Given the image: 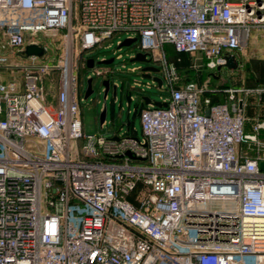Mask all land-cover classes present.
<instances>
[{"label": "built area", "instance_id": "1", "mask_svg": "<svg viewBox=\"0 0 264 264\" xmlns=\"http://www.w3.org/2000/svg\"><path fill=\"white\" fill-rule=\"evenodd\" d=\"M65 26L71 46L54 61L42 44L23 54L37 32ZM252 29L264 31V0H0V67L22 73V90L0 78V264H264V82L236 79ZM121 31L162 79L166 105L138 108L142 138L130 124L83 129L79 63ZM166 43L224 83L185 81ZM143 85L131 82V99Z\"/></svg>", "mask_w": 264, "mask_h": 264}, {"label": "rangeland", "instance_id": "2", "mask_svg": "<svg viewBox=\"0 0 264 264\" xmlns=\"http://www.w3.org/2000/svg\"><path fill=\"white\" fill-rule=\"evenodd\" d=\"M16 15L20 16L25 21H42V9L22 10L14 9ZM7 12V10L5 11ZM69 32V27H61L58 29L41 30L36 33L34 39H37L40 44L46 46L47 54L50 61H54L56 56L63 49L66 43V34ZM128 32L121 31L113 35L112 38L102 42L96 47L86 50L85 53L95 57V60L102 58L114 57L112 64L116 71L109 74L110 87L106 94H104V86L101 83L103 77L98 75H91V68L86 66L84 59L79 63L78 81H79V96L80 109L83 123V129L86 132H95L103 134L104 136H112L116 132L125 131L127 124L131 125L130 134H136L142 138V131L140 119L138 115V98L141 95H147L152 99H158L162 95L163 89L160 88L156 81H152L150 77L142 76L140 70L131 71L132 67H141L145 65L142 61H131V53H135L133 44L128 46L118 47V41L126 37ZM27 39L31 37L27 36ZM45 50V51H46ZM120 52L121 56L116 57V53ZM75 57L78 54L74 52ZM169 53L167 52V55ZM168 59L177 63V57L171 55ZM183 61H188L192 65L190 56L183 55ZM240 69L237 71L236 79L238 82L243 80L246 84H253L254 82H264V31L262 29H252L250 32L247 45L243 48V55L241 58ZM83 63V64H82ZM104 67L103 63H96ZM18 69V68H17ZM160 76L159 72H152ZM241 74V78H240ZM92 76L93 91L87 96H84L86 81L89 76ZM134 79H139L142 82H150V87H142L143 90H133L132 99L128 103L126 92L129 90V85ZM48 82H57L58 72L51 73L45 78ZM118 82L115 94H113V84ZM105 106L104 124L101 125L99 121V113ZM137 108V109H136ZM254 106L251 104L246 108L247 115L254 114ZM121 127V128H120Z\"/></svg>", "mask_w": 264, "mask_h": 264}, {"label": "water", "instance_id": "3", "mask_svg": "<svg viewBox=\"0 0 264 264\" xmlns=\"http://www.w3.org/2000/svg\"><path fill=\"white\" fill-rule=\"evenodd\" d=\"M136 37H124L120 42H118L117 46H128L131 45L135 41ZM23 54L25 55H31V54H36V55H41L44 52V47L41 44L35 43V42H28L25 44L23 48ZM146 52L142 51H135V53L130 56L131 61H142L145 62L146 64L140 67V70L142 71V76L145 77H150L156 81L158 85L161 84L162 79L159 75L157 74H152V72H158L159 68L155 64L151 63V58L146 56ZM114 57H109V58H102L100 60H95L93 56L87 57L86 58V64L88 67H92L94 63H109L112 62ZM227 60V65L229 67H235L236 66V61L233 60V56L229 55ZM101 83L104 86V94L107 93L109 87H110V80L109 78H103ZM93 91L92 87V76H89L86 81V87L84 91V96L87 97L91 92ZM116 87L115 84H113V94H115ZM131 91L128 90L126 92V98L128 103L131 101V96H130ZM141 98L144 99L145 103H153L155 105H166V101H161L158 99H152L147 95H141ZM105 106L102 108V110L99 113V121L103 122L105 119ZM260 165H262V162H260Z\"/></svg>", "mask_w": 264, "mask_h": 264}, {"label": "crops", "instance_id": "4", "mask_svg": "<svg viewBox=\"0 0 264 264\" xmlns=\"http://www.w3.org/2000/svg\"><path fill=\"white\" fill-rule=\"evenodd\" d=\"M252 30L249 31V36H250V32ZM85 55H87V57H90L89 54L85 53ZM95 58V57H94ZM96 63H94L95 65ZM105 64H110L109 63H105ZM104 64V65H105ZM185 66H186V63L184 62ZM87 66V64H86ZM91 68V67H90ZM187 75H188V78L189 77H193L195 79H197V75L193 74L192 70H187ZM209 76V74L207 75ZM206 76V77H207ZM103 78H107L102 76ZM205 77V78H206ZM0 78L4 81H10V80H13L15 85H16V88L19 89V90H22V73L20 71V69H17V68H6V67H0ZM204 79V78H203ZM202 79V80H203ZM201 80V81H202ZM210 81L212 84H220V83H224V82H217V77L216 76H213L212 74L210 75ZM255 83V82H254ZM253 83V84H254ZM252 85V84H251ZM45 88H46V93H45V102L46 104L49 106V107H54L55 105V94H56V91H57V82H48V81H45ZM147 103H145L144 99L141 98V96L138 98V103L137 105L140 107V106H144L146 105Z\"/></svg>", "mask_w": 264, "mask_h": 264}, {"label": "trees", "instance_id": "5", "mask_svg": "<svg viewBox=\"0 0 264 264\" xmlns=\"http://www.w3.org/2000/svg\"><path fill=\"white\" fill-rule=\"evenodd\" d=\"M164 48L166 50V53L167 52L169 53L167 55L168 57L171 56V55H175V57H177V63L176 64H177L178 69L180 70V72L183 74V76H184L183 78H184L185 81L194 80V81H197V82H201V80L203 78H205L208 74H210V75L212 74L211 71L205 66H202L199 69H195L192 65L189 64L188 61H183V55L189 56V54L184 53V52L176 51L171 43H166L164 45ZM184 62L186 63V66H185ZM110 64H112V63H110ZM187 70H192L193 74L198 76L197 79H195L193 77H189L188 78Z\"/></svg>", "mask_w": 264, "mask_h": 264}, {"label": "bare ground", "instance_id": "6", "mask_svg": "<svg viewBox=\"0 0 264 264\" xmlns=\"http://www.w3.org/2000/svg\"><path fill=\"white\" fill-rule=\"evenodd\" d=\"M64 22V13L63 11H55V10H50L49 16H48V23L49 24H63ZM67 42V47L68 49L71 46V34L69 33L66 38Z\"/></svg>", "mask_w": 264, "mask_h": 264}]
</instances>
